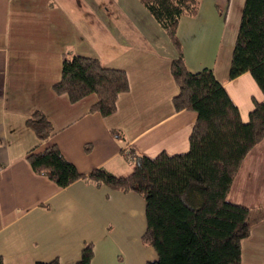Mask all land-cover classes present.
<instances>
[{
	"label": "crops",
	"instance_id": "0c3cea01",
	"mask_svg": "<svg viewBox=\"0 0 264 264\" xmlns=\"http://www.w3.org/2000/svg\"><path fill=\"white\" fill-rule=\"evenodd\" d=\"M243 3L199 0L196 15L181 16L176 33L187 69H211L247 122L254 100L264 101V92L248 72L229 78ZM65 53L94 57L104 67L126 72L129 89L118 95L115 112L90 111L94 94L71 102L53 91ZM173 54L163 28L139 0H0L3 264H74L88 243L93 247L89 264L156 259L142 240L145 201L139 194L86 179L59 187L34 172L26 156L55 144L80 173L104 167L127 176L132 171L129 150L148 158L187 152L196 112L176 111L172 105L178 93L170 73ZM35 110L53 126L46 141L25 123ZM227 200L251 211L241 264H264V137L245 155Z\"/></svg>",
	"mask_w": 264,
	"mask_h": 264
},
{
	"label": "trees",
	"instance_id": "16d2710c",
	"mask_svg": "<svg viewBox=\"0 0 264 264\" xmlns=\"http://www.w3.org/2000/svg\"><path fill=\"white\" fill-rule=\"evenodd\" d=\"M139 1L161 25L174 49L170 64L178 86L172 98L174 109L196 112L188 151L174 155L162 152L148 158L129 150L133 160L127 176H116L104 167L80 173L55 144L30 151L26 159L34 172L59 187L86 179L98 186L139 194L145 201L142 240L157 256L146 264H241V242L250 234L251 211L229 202L227 195L245 155L264 137V101L254 100L249 119L243 122L211 69L194 73L187 69L177 26L181 16L196 15L199 0ZM245 72L264 92V0L243 3L229 78ZM52 89L67 95L71 102L94 94L96 101L90 111L106 116L116 111L118 95L128 91L129 82L125 71L104 67L97 58L65 53L60 78ZM25 123L39 141L48 140L54 132L39 110L31 112ZM92 257L93 247L88 243L74 264H89Z\"/></svg>",
	"mask_w": 264,
	"mask_h": 264
},
{
	"label": "built area",
	"instance_id": "2783aa9c",
	"mask_svg": "<svg viewBox=\"0 0 264 264\" xmlns=\"http://www.w3.org/2000/svg\"><path fill=\"white\" fill-rule=\"evenodd\" d=\"M129 161L131 162L133 160V155L129 152L126 153Z\"/></svg>",
	"mask_w": 264,
	"mask_h": 264
}]
</instances>
